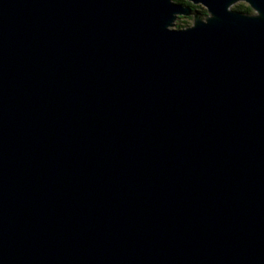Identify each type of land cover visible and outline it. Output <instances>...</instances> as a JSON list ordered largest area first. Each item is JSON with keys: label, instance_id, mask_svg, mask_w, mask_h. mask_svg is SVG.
<instances>
[{"label": "water", "instance_id": "water-1", "mask_svg": "<svg viewBox=\"0 0 264 264\" xmlns=\"http://www.w3.org/2000/svg\"><path fill=\"white\" fill-rule=\"evenodd\" d=\"M186 1L0 0V264H264V0Z\"/></svg>", "mask_w": 264, "mask_h": 264}, {"label": "rangeland", "instance_id": "rangeland-1", "mask_svg": "<svg viewBox=\"0 0 264 264\" xmlns=\"http://www.w3.org/2000/svg\"><path fill=\"white\" fill-rule=\"evenodd\" d=\"M175 2H178V0H174ZM186 1V0H185ZM238 3H241V4H244L245 6L246 5H248L247 3H245V2H238ZM238 3H236V4H234L233 6H232V9H235V10H237V4ZM198 6H200V7H203V6H201V5H198ZM204 8V7H203ZM183 19H181L180 17L176 20V24L174 25V27L175 28H184V27H186V26H191L192 24H193V19L192 18H190V19H188V17H182Z\"/></svg>", "mask_w": 264, "mask_h": 264}, {"label": "flooded vegetation", "instance_id": "flooded-vegetation-1", "mask_svg": "<svg viewBox=\"0 0 264 264\" xmlns=\"http://www.w3.org/2000/svg\"><path fill=\"white\" fill-rule=\"evenodd\" d=\"M240 2V1H239ZM238 3V2H237ZM183 4H185V5H189V6H191L193 9H196V11H199V12H201V13H203V14H206L207 12V9L204 7H200V6H198L197 4H193V3H191V2H189V1H186V2H184ZM238 4H240V3H238ZM237 4V5H238ZM242 5H244V4H242ZM202 6V5H201ZM245 6V5H244ZM246 6H248L249 8H250V6L249 5H246ZM251 9V8H250ZM237 10H240V9H238L237 8ZM241 11V10H240ZM241 12H247V13H250V12H253V10L251 9L250 11H241ZM190 18H192L191 16H189L188 17V19H190Z\"/></svg>", "mask_w": 264, "mask_h": 264}, {"label": "trees", "instance_id": "trees-1", "mask_svg": "<svg viewBox=\"0 0 264 264\" xmlns=\"http://www.w3.org/2000/svg\"><path fill=\"white\" fill-rule=\"evenodd\" d=\"M179 2H186L185 0H178ZM237 8L240 9L241 11H250L251 9L248 7V6H244L242 5L241 3L237 5ZM181 19H183L181 16H180Z\"/></svg>", "mask_w": 264, "mask_h": 264}]
</instances>
